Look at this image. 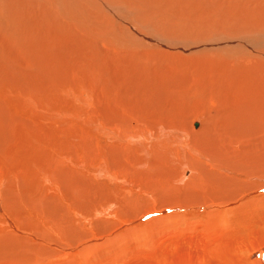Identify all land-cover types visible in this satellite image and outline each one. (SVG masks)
I'll return each mask as SVG.
<instances>
[{"label": "bare ground", "instance_id": "bare-ground-1", "mask_svg": "<svg viewBox=\"0 0 264 264\" xmlns=\"http://www.w3.org/2000/svg\"><path fill=\"white\" fill-rule=\"evenodd\" d=\"M146 18L145 14L143 22H148ZM254 20L248 28L264 26L260 19ZM170 23L179 26L180 32L191 26ZM168 35L165 30L155 36L166 43ZM78 44L79 40L75 46ZM164 51H123L118 56L122 68L116 73H109L107 66L100 69L107 62L100 54L90 60L96 67L94 73L89 71L92 81L82 78L85 70L76 74L78 78L72 72L63 76L56 71L51 88L42 92L19 82L22 64L28 71L34 69L25 59L11 71L6 69L11 81L0 76V86L15 84L20 92L15 95L23 97L12 108L4 104L14 93L9 91L0 99V163L5 165L0 164V264H80L78 256L83 254L89 255L88 264H123L125 257L136 256L157 257L168 264L171 255L179 258L178 264H218L212 254L226 247H264L263 63L232 65L229 56L192 57L182 65L186 70L178 72L167 86L171 64L161 70ZM83 52L74 48L66 53L75 60ZM96 97L103 99L98 100L99 106ZM195 119L200 120L197 128ZM36 124L43 127L41 134L32 132ZM86 128L108 139L98 151L93 148L96 157L91 154L89 164L86 162L91 176L98 175L94 179L102 186L85 169V149L83 153L80 143L68 137L75 134L85 146L89 139L85 141L83 135L91 133ZM35 150L40 153L35 155ZM88 158L89 154L85 160ZM148 170L149 180L145 177ZM157 177L163 179L161 195L165 197L154 198L152 184L148 185ZM133 179L150 187L151 193L140 186L143 194L134 196L132 190L137 186ZM168 181L173 185L166 184ZM89 185L105 190V198L95 202L97 207V193L94 196L92 191L98 190ZM92 196L94 200H89ZM135 198L155 200H145L147 204L138 207ZM87 200L94 203L90 213L84 212ZM134 204L136 208H132ZM49 208L52 217L43 212ZM60 216L58 224L53 218ZM99 221L111 222L112 228L105 225L99 231ZM146 226L151 234L160 228L159 234L155 232L160 240L165 231L171 233L164 249L155 244L157 238L153 245L146 243L145 235L140 234ZM226 256L231 258L230 264L239 260L231 248Z\"/></svg>", "mask_w": 264, "mask_h": 264}, {"label": "rangeland", "instance_id": "rangeland-1", "mask_svg": "<svg viewBox=\"0 0 264 264\" xmlns=\"http://www.w3.org/2000/svg\"><path fill=\"white\" fill-rule=\"evenodd\" d=\"M0 7V18H2L0 19L2 20L0 21L2 22L0 23V48H3L2 54L0 53V76H2L3 80L5 81H11L12 77L9 76L8 73H5L6 69L7 72L11 71L13 66H16L18 63H21L22 60L25 59L26 63H31L34 69L33 71H28L24 68V64H22L23 67L21 68V70L24 71V73L19 76L20 79L18 80L23 86L29 84L38 87V92H42L44 89L51 88L50 80L54 78L51 76L56 71H61L63 76L66 74H70L68 72H72L75 78H78L76 74L79 75L81 71L85 70V73H83L84 76H82V78L87 81H92V79H90L91 74L89 73H94L96 71V67L93 66V63L90 62V60L92 61L93 58L95 60V58L100 54L104 55L107 60L106 63L102 62V64L100 65V69H105L107 66L106 69L108 70L109 68V73H116L118 69L120 70V68H122L120 65H118V56H120L123 51L131 48L135 51H140L142 49L156 52L159 50L168 51H164V57L166 58V60H162V64L165 66H162L163 68H161V70L165 71L164 67L167 69L170 66V68L167 69L169 71H167L166 73V78L168 79L167 86L168 84L170 85L172 83L170 82L171 80L178 76V72L186 70L182 65L184 64L186 59H190L192 57H194L195 60L197 58H199L197 60H201L203 59V56L204 58L205 56L213 58H222L223 56H229L232 65H249L252 61H256L257 63H263L264 67V26H261L257 30L255 28L252 29L253 27H255L252 25L250 26L252 28L249 27L252 30L247 27L249 22L253 21L254 19H260L259 21L264 24V0H0ZM143 13H145L146 16L149 17L146 18L148 22H146L145 20L143 22L142 18H145V14ZM171 17L175 18L172 19ZM148 19H150V21ZM172 20H174L175 23L178 22L179 25H181V22L182 25H185L188 22V24L190 23L191 26L188 25L185 30L180 32L179 26H175L170 23ZM99 21L103 22L99 23ZM153 22H155L156 25H154ZM238 24H243V27L242 25L239 26ZM171 26H173L174 28L172 29ZM259 26L260 25H257V27ZM165 30L170 35H168L166 43L163 42V40H165L164 38L161 42H159L157 40V36L155 35ZM173 32L179 34H173ZM177 38L180 40L179 42L175 41ZM78 40L79 44L78 46H75ZM74 48L80 49L86 54L83 52L85 55L82 53L80 58L77 54L76 56H78V59H75V56V60H71V58L73 57L71 53ZM67 49H69L68 51H70L71 53H66L68 52L65 51ZM149 55L150 54H148V56ZM27 56L29 59L27 58ZM258 57L260 59H258ZM54 58H57L56 60L59 61L56 62ZM112 62L114 64L116 63L117 66L112 67ZM138 64L139 66H141V62H138ZM167 64L171 65L168 66ZM142 66L146 67L147 65ZM126 71L127 69H125V72ZM12 74L17 75L15 72H12ZM38 76H40L41 83ZM112 76H114V74ZM6 84L0 86V99L4 100L3 97H6L9 91L14 93L13 97H9L10 101H7L6 104H4L12 108L14 107L15 102L20 101L23 97H17V95L20 93L19 86L12 83ZM12 90L16 91L14 92ZM16 93L17 95H15ZM95 99L96 105L99 106V101L103 99L99 100L98 97L94 98V100ZM138 104L142 105L139 101ZM19 113L20 112H17V114ZM23 119L25 120V118ZM197 120H194L195 128L199 127L200 125V120ZM19 126H21V124H19ZM33 126H35V128L34 130H32V132H39L41 134L43 127L40 124H36ZM16 128L17 127H14L13 130H15ZM41 128L42 130H40ZM86 129V132L91 131V133L93 134L88 132V134L83 135L84 138L87 137L85 141L89 139L90 142V140H92L91 138H93V140L96 139L97 142H95L96 140H92L90 144L87 141L85 142L84 146L82 145V142L79 140V138L75 136V134V137L73 135H69L68 137L74 139L75 142L80 143V149L83 153L85 149V152L87 153L84 154V160L86 159V156L88 157L89 154V158L87 159V161L83 160V163H85L86 165L85 169L88 170V175L91 176V167H89L88 161L91 160L92 157H96L93 153L95 151H98L99 147L101 145H104V142H107L108 139L106 140L105 138L107 137L105 136H103L104 138L99 136L98 133H95L93 131V129ZM87 135H89L90 137ZM95 136H98V138H96ZM92 144H96L95 147H92ZM93 148L95 149V151H93ZM87 149H91V151L88 152ZM39 153L40 151L35 150V155ZM25 154H28V152L23 151V155ZM91 154L92 157L90 156ZM86 162H88V164ZM0 164H2V167L5 166L3 163ZM24 164L26 165V162H24ZM11 165L14 168V164L12 163ZM147 172L149 174V170L146 171L145 174H147ZM185 174H187L186 177H188V172ZM150 175L151 174H149L148 176H144L147 178ZM2 176L3 175H1V177ZM91 177H93L94 179V177L99 176L97 175ZM157 178L156 180H150L152 183L150 181L148 183L147 181L149 179H146V182L148 183V185L150 184V187L152 184L151 189H153L152 194H155L154 198H159L160 196H162V189L165 188L163 179L161 180V177ZM137 181L136 179H133L134 184L136 183L137 186V188L135 189L137 193L134 189L132 190V192H134V196H141L143 194V191L140 188L141 185ZM174 181L177 180L175 179ZM96 182L98 183V181ZM170 182L171 181H168L166 182V184ZM141 183L143 184V182ZM85 184H87V182ZM98 184L102 186L101 183ZM172 185L173 183L171 184V186ZM90 186H92V190L96 188L93 185H89V187ZM100 186L99 188H96L98 190H95L96 192L90 189L93 194L97 193V196L99 194V198L100 195H102L101 199H99L94 194L96 201L94 200L93 196V199H89L94 200V203L101 202L102 199L105 198V190ZM141 187L148 191V193H151V190L149 189L150 187ZM23 188H26L25 185H23ZM173 188L171 187V189ZM87 189L88 185L85 190ZM168 189H170V187H168ZM99 191H101L102 194H100ZM127 196L129 195L127 194ZM163 196L165 197L166 195ZM97 199H99V201H97ZM148 199L149 198L144 199V201L142 200L143 202L137 198L133 200L134 203L137 204L138 207H140L145 205L147 201L153 200L154 202L155 200ZM86 202L90 204H86L85 209L87 207L88 208L84 211L85 213H90L92 207L94 208V205L95 207H97V204H99H94L93 201L89 202L88 200ZM141 203L144 204L140 205ZM135 204L132 205V208H136ZM88 209L90 212L88 211ZM43 212L44 214L46 212V217L47 215H49L50 217L53 216V210L51 211L50 208L47 211L43 210ZM48 212H50L51 214ZM59 215L57 217H59ZM53 219L58 222L62 220L61 216L58 219L56 217ZM99 222H97L98 229L99 227H102V229H104L103 226L105 225H108L106 229L112 228V225L109 226L111 222L109 224H105L104 222L102 223V221L100 223ZM58 224H60V222ZM147 227L148 226H146L145 228H141L140 234H143L142 237H144L145 235L144 238L146 243L153 245L157 236L159 237V235L155 234V232L159 234L160 228L159 230L157 228V231L152 232L151 234L149 232L150 230H146ZM100 229L99 231H101ZM142 229H145L146 232ZM162 232L164 233V231ZM146 233H149L151 235H147ZM163 233H160L161 238H164L162 235ZM166 233L168 232L165 231L164 233L166 235L165 238L167 237V240L165 238L164 240H160V238H157V240L159 239L160 241L156 240L157 242L155 243L158 244V247H160L161 244V248L163 247V249L165 246L164 244H166V242L169 240V234H171L168 233L167 235ZM146 235L148 238H146ZM229 248L234 250L239 256V260L234 264H264V247H260L257 244L238 247H226L222 252L212 254L211 259L213 260V262L220 261L218 264H230L229 261L231 260V258L229 256H226V252ZM88 257L89 255L87 254L78 256V258L80 259L79 263L88 264ZM153 259H155L157 263L155 261L151 262V260ZM153 259L151 257L144 258L142 256L131 257V259L129 257H125V262L122 263L167 264L166 261L163 262L157 257H153ZM172 259L174 260L173 262L175 264H178L179 258H176L175 255H171L170 262L167 259L168 264L173 263ZM115 263L121 264V262ZM110 264L114 263L110 262Z\"/></svg>", "mask_w": 264, "mask_h": 264}]
</instances>
